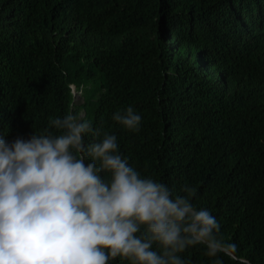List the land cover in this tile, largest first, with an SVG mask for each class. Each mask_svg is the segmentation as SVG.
Listing matches in <instances>:
<instances>
[{
	"label": "trees",
	"instance_id": "16d2710c",
	"mask_svg": "<svg viewBox=\"0 0 264 264\" xmlns=\"http://www.w3.org/2000/svg\"><path fill=\"white\" fill-rule=\"evenodd\" d=\"M42 1L0 0V136L83 115L142 177L195 188L237 245L236 259L191 246L186 264H264V0ZM129 106L138 132L112 119Z\"/></svg>",
	"mask_w": 264,
	"mask_h": 264
},
{
	"label": "clouds",
	"instance_id": "9594fccd",
	"mask_svg": "<svg viewBox=\"0 0 264 264\" xmlns=\"http://www.w3.org/2000/svg\"><path fill=\"white\" fill-rule=\"evenodd\" d=\"M43 4L29 0V10ZM112 119L140 130L142 117L131 106ZM49 125L59 134L34 132L11 143L0 136V264H186L179 254L195 245L206 246L209 257L236 259L237 245L220 235L216 218L191 203L195 188L173 196L164 183L142 177L117 137L83 115ZM85 134L102 139L85 145Z\"/></svg>",
	"mask_w": 264,
	"mask_h": 264
},
{
	"label": "rangeland",
	"instance_id": "374dc122",
	"mask_svg": "<svg viewBox=\"0 0 264 264\" xmlns=\"http://www.w3.org/2000/svg\"><path fill=\"white\" fill-rule=\"evenodd\" d=\"M73 92L75 93V95H76L77 97H79V92H78L76 89H74Z\"/></svg>",
	"mask_w": 264,
	"mask_h": 264
}]
</instances>
